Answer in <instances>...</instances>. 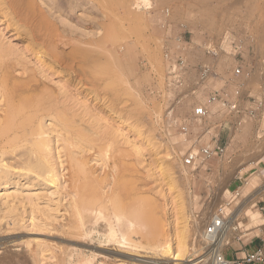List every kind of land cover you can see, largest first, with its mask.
Listing matches in <instances>:
<instances>
[{"label":"rangeland","instance_id":"1","mask_svg":"<svg viewBox=\"0 0 264 264\" xmlns=\"http://www.w3.org/2000/svg\"><path fill=\"white\" fill-rule=\"evenodd\" d=\"M39 1L35 0L38 9L33 20L38 26L33 27L32 21L22 22L21 10L10 0H0V123L11 113L10 99L3 97L7 80L13 85L18 79L31 78L37 91L35 103L51 110L39 115L46 116L47 125L56 123L50 137L55 160L60 151V185L55 188L21 178L25 172L14 163L16 154L0 158L17 169H12L6 188L0 185V264H69L71 255L74 263L70 264L84 260L91 264H167L157 248L164 246L169 232V217L164 213L168 203L176 215L177 245L181 246L184 236L189 250L185 261L178 263L209 260L203 232L215 210L230 198L232 186L242 191L249 181L264 190L260 171L264 168V118H246L238 127L220 104L213 105L212 133L227 151L195 168L184 165V156L189 149L199 148L194 143L198 135L204 137L205 125L190 122L194 108L215 93H227L235 100V92L241 90L248 106L253 104L249 95H264V0H95V8L88 5L84 12L78 11V17L66 19L52 15ZM50 33L56 36L53 42ZM20 44L29 54L20 51ZM209 45L220 50L217 61L207 54ZM165 53L173 60L186 61L185 88L171 85ZM214 64L216 75L202 81L201 67ZM61 111L78 129L72 135L62 131L57 117ZM184 123L190 125L188 136L180 130ZM61 134L71 141L70 153L58 138ZM200 144L214 146L215 142L205 136ZM72 153L87 163V178L78 182L71 178L73 163L68 157ZM141 153L148 154L151 169ZM244 168L245 173L237 175ZM258 175L260 180L255 178ZM75 185L82 191L95 190L111 210L103 215L120 218L117 242L107 239L104 219L95 225V220L90 221L92 235L70 233L74 223L66 200ZM24 194L32 196L31 203ZM111 202L122 209L113 207V212ZM255 214L264 218V198L255 199L253 207L239 218L238 227L248 225ZM256 232L264 237L261 230ZM122 233L130 245L123 242ZM235 240L232 237L223 251Z\"/></svg>","mask_w":264,"mask_h":264},{"label":"bare ground","instance_id":"2","mask_svg":"<svg viewBox=\"0 0 264 264\" xmlns=\"http://www.w3.org/2000/svg\"><path fill=\"white\" fill-rule=\"evenodd\" d=\"M10 1L12 2L13 6H15L16 8H19L21 10L19 12V16L21 17L20 19H22V22H24V24H25V22H30L31 23V21L33 23L34 22L33 20H35L37 18L36 17L34 19L35 13H37L35 11H37V9H38L37 8L38 5L36 4L37 1L36 2H35V0H10ZM40 1H42L41 3H43V6H46L47 9H49V12L52 13V15H59L58 16L59 19L65 18V17L66 18H76V17H78V13H79L78 11L81 10L82 12H84V10H85L84 7L90 5L91 8L93 9V8H95L97 6L96 3L94 2L95 0H91V1H88V0H52V1L51 0H40ZM35 4H36V6H35ZM100 6H101V4H100ZM82 12H80V13H82ZM42 13H44V12H42ZM44 15L47 16L46 14H44ZM38 16H39V14H38ZM35 23H33V27L38 26V24L36 25ZM48 28H49V26H48ZM35 29H37V28H35ZM95 29H96V27H95ZM41 30H43V28ZM41 30H40V32H41ZM58 30L55 31V32H58ZM87 30L88 29H86V31ZM35 32H37V31H35ZM38 32H39V30H38ZM55 32H54V34H55ZM70 32H71V30H70ZM44 33H42V34H44ZM54 34L52 33L50 35L52 41L50 39L49 40L51 42H53L54 38H52V36ZM48 35H49V33H48ZM59 35H60V33H59ZM56 36H53V37H56ZM58 36L56 37V39L58 38ZM59 38L61 39V38H64V37L60 36ZM65 38H67V37H65ZM41 39H43V38H41ZM67 39H65L66 42H67ZM74 39H75V37H74ZM69 40H70V38H69ZM71 40H72V38H71ZM62 41L63 40H61V42ZM72 41H73V44H74L75 40H72ZM56 42H58V41H55V43ZM69 44H70V42H69ZM60 45L61 44L59 43V46ZM16 47H18V46H16ZM21 48L22 47H21V44H20V49ZM63 50H65V49H63ZM20 51H23V54L26 53L25 55L29 54V53H27L28 51L25 52V49L23 50V48ZM58 51L60 52V49ZM65 53H67V52H65ZM36 56H37V54H36ZM66 56H67V54H66ZM41 60H42V58H41ZM35 63H37V62H35ZM46 73H47V70H46ZM11 74H12V71H11ZM7 81L8 82L6 83V86L4 87L5 89H3V88L2 89H3V92H4V90H6V92L3 94V97H9V99H10V102H11L10 103V105H11L10 106L11 107V113L7 117V119H6V121L4 123H0V158L5 156V155H8V154H12V155L16 154L15 162L14 161L13 162L16 163V165L19 166V169H20L21 172H25V174H20L19 173L21 178L25 177L26 179H29V180L32 178L38 184L42 183L45 186H54L55 188H59V185H60L59 166L61 165L60 151H58V154L56 153L57 157H56V160H55L54 159V155L52 153L53 152V148H52L53 145H52V139L51 138H53V137H50V134L51 133L53 134V132H54L53 129H52L53 128L52 125H55L56 123L52 124L53 121H51V123L49 122V125H47L46 122H45V118H44L46 116L43 117V115H39L41 113V111L42 112L44 111L43 113H48V112L50 113L51 110H49L50 108H47V109L41 108V106H39L41 102L35 103V95L37 94V91L35 90V88L33 89L32 79L31 78L18 79L13 85L11 83H9L10 82L9 79ZM13 81H15V80H13ZM60 85H62V84L60 83ZM64 86H66V85H64ZM71 91H69V92H71ZM75 92L72 91L73 95L75 94ZM78 94L79 93H77V95ZM80 101L82 102L81 99H80ZM6 103H8V102H6ZM82 103H84V102H82ZM89 109L92 110L91 108H89ZM93 111L95 112V110H93ZM57 112H59V111H56L54 114H56ZM49 115H51V114H49ZM49 115H47V116H49ZM65 115H66V113L64 111H61V113L57 117H59L60 123L65 128V129L63 128L62 131H64V133L66 132V134L68 132V134L72 135L71 131L75 130L76 128H74V126H73L74 124L73 125L70 124V123H72V121L70 119H68ZM98 115H100V114L98 113ZM53 116H56V115H53ZM101 120H102V117H101ZM54 127H56V126H54ZM57 128H59V127L57 126ZM113 128H116V126H113ZM76 130H78V129H76ZM62 131H61V133H62ZM117 131H118V128H117ZM66 134H64V135H66ZM59 137L66 144L67 150H69L70 146H71L69 142H71V141L68 138H66L67 136L64 138L62 136V134H61V136H58V138ZM59 142H61V141H59ZM76 143L78 144V142H76ZM67 145H69V148L67 147ZM55 147H57V146H55ZM137 147L138 146L136 145V148ZM138 148H137V150H138ZM57 149H58V147H57ZM20 150H22V151L19 152ZM70 151H71V149L68 152L70 153ZM141 151H143V150H141ZM69 153H68V155H69ZM141 155L144 158L145 162L147 163L148 167L151 169L152 165L150 164L151 160L149 161L148 158H147L148 154L146 156V155L141 153ZM18 156H19V158H18ZM23 157H26V158L22 159ZM61 158H63V157H61ZM68 158H69V160L71 159L70 163H71V161L73 163V167H72V164H69V165H71L72 170L74 171V175H73V177H71L73 179V182H78L80 179H86L87 178V174H88V171L86 169V167H87L86 161L84 159H81L79 157V154H76V153H72V156H70ZM3 162L4 161H2V162L0 161V170H1L0 171V179L1 180H6L7 182H2V183H0V185L1 184H5V188H6L7 187V183H9L8 181L11 180L10 179V175L11 176L13 175L12 174V169H14V168H13V165L9 166L8 164H5V162L4 163ZM59 162H60V164H59ZM112 167H114V166H112ZM14 170H17V169H14ZM245 171H246V168L240 170V172L237 175L242 176L245 173ZM108 173H110V172H108ZM255 178L258 179V180L261 179L260 175L256 176ZM67 180H69V179H67ZM62 181H64V180H62ZM257 189H258V187L253 186V184L251 182L247 181V183L245 185V188H243L242 191L239 192L240 196H239L238 204L236 205V207L231 209V215L228 218L227 222L225 223V229L218 236L215 245L212 247V250H214V252L216 254H221L222 251L224 250V248L231 244L232 237L242 238L246 234L256 232V230H261L264 233V218H259V220L251 222L250 224L246 225L244 227V229H243V227L242 228L238 227V219L249 208L253 207L255 199L256 198H264V190H257ZM19 195H20V193L18 194V196ZM24 195H26V194H24ZM28 195L29 194H27L26 197L24 196L26 202H27V199L30 201V199L32 198L31 195H29V196ZM7 196L4 197V198L8 199L9 196L8 197ZM67 197L69 199L66 200L67 201L66 208L68 209V211L72 215V218H73L72 224L74 223V226H70L69 227L70 233H73L75 236H78V237L79 236L92 235V228L89 227L90 221L95 220V222H94V225H95V224H98V222L101 219H104V221L106 223V227L108 228V230L106 231L107 239L109 240V242H117L118 236H119V233H120V230L118 229V227H120V225H119L120 218L119 217L113 218V215H111V216L110 215H108V216L103 215L105 213V211L106 212L107 211H111L108 208V206H106V204L104 202L105 199L102 201L101 197L96 194L95 190L82 191L80 189V187H78V186L76 187V185L71 188V193H68ZM9 198H11V197H9ZM117 199H119V197H117ZM62 200H63V198H62ZM126 200L124 201V199H123V201L125 203H126ZM5 201H6V199H5ZM116 201H117V203H120L121 200L119 202H118V200H116ZM31 202L32 201H30V203ZM62 202H64V201H62ZM112 202H111V204H112ZM121 203H123V202H121ZM170 205H169V203L167 204V207H166L165 212H164L165 215L167 214L168 217H169V220L167 221V224H166V229L169 230V232L167 233L166 243L164 244V246L162 245V246H159L157 248V245H156V248L159 250V251H157V254L159 253V255L161 257L166 258L167 264H182V263H178V262L185 261L186 254H187V252L189 250L187 249L186 238L184 236H183V238H181V241H180L181 242V244H180L181 246H178L179 244L177 242H179V241H177L178 238H176V236H177L176 235V231H174V226L176 224V218H175L176 215L173 216V214H172V209L173 208L170 207ZM119 206H120V204H118L117 207L116 206L115 207L119 208ZM113 207H114V204H112L111 209ZM115 207H114V209H115ZM121 207H124V206H121ZM36 208H38V207H36ZM114 209H112V211ZM119 209H116V210L120 211L122 208L120 210ZM56 211H58V210H56ZM38 212L41 214L40 211H38ZM173 212H174V210H173ZM58 214H59V211H58ZM43 216L44 215H42V217ZM51 217L54 218L53 216H51ZM1 218H3V217H1ZM44 218H46V217H44ZM46 219H48V218H46ZM54 219H53V221H55ZM39 220L40 219H38V222H41ZM32 224H34V222H32ZM33 226H35V224ZM44 226H45V224H44ZM130 227H133L132 223L130 224ZM241 229H243V230H241ZM239 230H241V231H239ZM62 232H64V231H62ZM134 232H135L134 235H136V231H134ZM204 233L205 232H203V236H204ZM97 234H99V233H97ZM159 236H158V238H159ZM203 236H202V238H203ZM122 240H123L124 243L130 245V240L128 239L127 235L124 234V233H122ZM153 241L155 242L156 240H153ZM154 252H155V250H154ZM40 253H43V252H41V250H40ZM0 254H2V253L0 252ZM40 255H42V254H40ZM81 255H82V253H81ZM193 261L194 260H191L189 262H193ZM69 262L70 263L71 262L74 263L73 255H71ZM155 262H157V260ZM79 264H91V262L84 260V261H81ZM196 264H214V262L212 260H210V259L209 260L205 259V260H202V261H200L199 263H196Z\"/></svg>","mask_w":264,"mask_h":264},{"label":"built area","instance_id":"3","mask_svg":"<svg viewBox=\"0 0 264 264\" xmlns=\"http://www.w3.org/2000/svg\"><path fill=\"white\" fill-rule=\"evenodd\" d=\"M235 47L240 49L238 45ZM206 52L214 61H217L221 56L220 50L213 45H209L206 49ZM164 57L168 64V78L171 85L178 89L185 88L186 82L184 75L187 69L186 61L183 59L173 60L170 53H165ZM214 65H204L201 67L200 71L202 81L215 74L216 65ZM236 75H241L240 69H237ZM249 98L250 100L253 99V104L250 103L248 106L245 105L246 98L243 97L241 90H237L235 92V100H232L227 93H215L210 96L207 103L194 108L190 123L193 125L197 124L198 126L205 125V130L203 131L205 133L202 134L204 137L210 135V131L213 128L211 121V116L213 115L212 106L216 104L221 105L224 112H226V116L230 118V120L233 119L234 125L238 127L246 123V118L254 121L263 119L264 95L258 94L257 97H251L249 95ZM172 113L173 111H171L169 115ZM230 120L227 122L230 123ZM227 122H224L225 126H227ZM180 130L185 136H188L190 134V125L184 123L180 126ZM204 137L201 135L196 137L194 144L199 148H197V150L189 149V151L185 154V166L195 168L202 162L209 161L215 157L225 156L227 147L226 145L219 143L220 139L217 136L211 137V140L215 142L214 146L201 145L200 143ZM239 192L240 189L230 192V198L226 200L224 204L220 205L212 214L204 233L203 242L210 252V260H212L214 264H263L264 262V239H262L261 247L249 251L244 250L242 252V256H236L235 260L227 259L224 256L223 251L221 254H216L214 250H212V247L215 245L218 236L225 229V223L231 215V209H233L239 201Z\"/></svg>","mask_w":264,"mask_h":264},{"label":"crops","instance_id":"4","mask_svg":"<svg viewBox=\"0 0 264 264\" xmlns=\"http://www.w3.org/2000/svg\"><path fill=\"white\" fill-rule=\"evenodd\" d=\"M212 131H213V128L211 129V131H210V135H208V137L211 139V137H216V136H214V134L212 133ZM202 134V133H201ZM262 166V165H261ZM262 170H260V171H262L263 172V174H264V168H261ZM233 187H235V189L234 190H236V189H241L240 188V186H232V188ZM233 190V191H234ZM258 205V203L255 205V206H257ZM245 214H247V211L245 212ZM256 218V219H255ZM239 220V219H238ZM256 220H259V215H253L252 216V218H251V220H250V222H249V224L251 223V222H253V221H256ZM239 224V223H238ZM246 225H243V226H240L239 225V227L240 228H244ZM258 232H253V233H249V234H246L245 236H243L242 238H236V240H235V242H234V244L233 245H231L232 247H230V248H227L225 251H223V254H224V256L227 258V259H229V260H235V258H236V256H239V257H241L242 256V250H243V247L245 248V250L246 251H248L247 249H248V247H250V250H253V249H256V248H258V247H261L262 246V239H264V237L263 238H261L260 237V233L259 234H257ZM255 234H257V235H255ZM253 235V236H252ZM264 235V234H263ZM250 237H251V240L249 241V239H250ZM246 238L248 239V241H244V240H246ZM253 238H255V240L253 239ZM240 240V241H239ZM247 242V243H246ZM244 251V250H243Z\"/></svg>","mask_w":264,"mask_h":264}]
</instances>
